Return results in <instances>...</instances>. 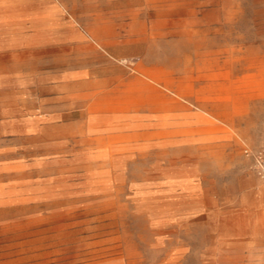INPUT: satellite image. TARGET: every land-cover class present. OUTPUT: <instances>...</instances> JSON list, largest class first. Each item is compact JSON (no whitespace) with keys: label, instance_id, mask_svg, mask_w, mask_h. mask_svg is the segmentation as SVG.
<instances>
[{"label":"rangeland","instance_id":"374dc122","mask_svg":"<svg viewBox=\"0 0 264 264\" xmlns=\"http://www.w3.org/2000/svg\"><path fill=\"white\" fill-rule=\"evenodd\" d=\"M25 1L0 264H264V0Z\"/></svg>","mask_w":264,"mask_h":264},{"label":"crops","instance_id":"0c3cea01","mask_svg":"<svg viewBox=\"0 0 264 264\" xmlns=\"http://www.w3.org/2000/svg\"><path fill=\"white\" fill-rule=\"evenodd\" d=\"M51 0H44L42 10L52 8ZM49 15L30 10L25 0H0V50L28 47L33 37L52 28Z\"/></svg>","mask_w":264,"mask_h":264}]
</instances>
